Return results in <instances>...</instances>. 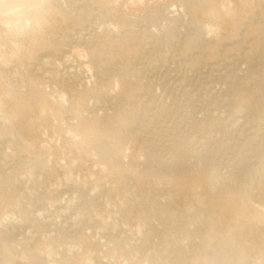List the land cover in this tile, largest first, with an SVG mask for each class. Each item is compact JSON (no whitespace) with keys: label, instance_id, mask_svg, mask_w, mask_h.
Returning <instances> with one entry per match:
<instances>
[{"label":"rangeland","instance_id":"374dc122","mask_svg":"<svg viewBox=\"0 0 264 264\" xmlns=\"http://www.w3.org/2000/svg\"><path fill=\"white\" fill-rule=\"evenodd\" d=\"M262 5L214 0L217 16L208 17L193 0H44L19 18L0 10V178L12 180L0 188V264H264L255 171L264 163V112L254 105L264 97L244 100L256 89L251 71L264 73ZM91 11L109 18L89 20ZM195 23L217 42L181 47ZM109 34L126 36L131 52L109 67L87 66ZM112 65L136 74L141 103L138 122L121 129L127 139L110 136L124 150L116 161L81 140L92 124L110 133L104 122L129 104L121 77L103 71ZM106 80L108 100L86 93ZM28 96L25 116L10 120L13 101ZM184 151L197 152L191 162L221 165V178L233 176L227 197L246 188L263 220L236 201L225 214L202 183L173 184L153 167V158ZM234 175L240 183L230 184ZM221 191L214 200L227 198Z\"/></svg>","mask_w":264,"mask_h":264},{"label":"bare ground","instance_id":"6f19581e","mask_svg":"<svg viewBox=\"0 0 264 264\" xmlns=\"http://www.w3.org/2000/svg\"><path fill=\"white\" fill-rule=\"evenodd\" d=\"M43 1L44 0H0V10H2V9L12 10L13 12L16 13V15L19 18V16L21 14H23L26 10H28L34 3H41ZM213 1L214 0H193V3H195L200 8V10L203 11V13L205 12L207 17H208L209 14H210V16H211V14H215L214 13L215 9L212 8ZM260 10H261V13L264 14V5H262V8ZM227 11H229V10H227ZM37 13L39 14L40 10H37ZM86 18L89 20H93L96 18L99 20H107L109 18V15H107V14L98 15L96 12L91 11V14L87 15ZM210 18H212V17H210ZM72 19L75 20V19H77V17H73ZM121 19H123V17H120L118 22L121 25H124L123 20H121ZM205 20H206V18H205ZM241 23H243V22H241ZM241 23H238L237 26L235 25L236 28L234 30L239 31L238 26H240ZM192 29H193V31L190 30V35H189L188 41L186 42V39H187L186 38L184 43L181 45V47H184L186 49H190V48H194L197 46L207 45V42L202 41L201 38H204V39L209 38L210 41L215 40V39L211 40V38L206 35L207 33L205 32L206 30L204 28H202V27L196 28V23L193 24ZM98 35L100 36L101 33ZM119 36L109 34L106 37H101L102 39L101 38L100 39L102 41H100V42H102V44L100 43L101 45L99 44L100 45L99 47H96L92 50V54H95V56L91 60V62H90L91 64L87 65V66L90 67L93 64H97L99 67H109L108 65L110 64V62H112V64H115L114 60L119 59L118 57H120L121 54L125 53V51L131 52L130 48H128L126 50H125V48H122V46L124 45V41H125L124 37H126V36H124V35H119ZM229 36H230V33H229ZM189 39H191L190 44H189ZM197 40L200 43L196 44ZM66 42H67V40L60 43L58 48H57V51L60 52L63 49V45ZM215 42H217V40H215ZM255 57H256L255 52L251 51L247 55L246 58L249 60V62H251V61H253V59ZM44 60L47 62L52 61L51 58H45ZM122 67L126 68V64L122 65ZM112 68H113V65L110 68L104 69L103 71L105 73L111 74L112 81H113L114 75H119L121 77L120 80L122 82V90L124 91L122 94L125 97H127V102L129 104L126 105L127 108L125 111L117 113L118 118H114V116H113L112 118L107 119L104 122V126L108 130H110V133L101 134V133H99V131L95 127H93V124H92V125H89L91 128L90 130H87V131L82 133L81 140H85L86 138H89V137L92 138V140L95 144L93 149L96 150L97 153L100 154L102 158H107L108 156H111V159L113 161H116V160H118V156H120V157L123 156L124 150H118L115 146H113L110 143V136H114L118 140L127 139L123 136V130H121V129L124 128V129L128 130L132 126H134L135 123L138 122L140 117H138L139 114L135 110L134 105H140L141 103H139V100L137 99V97L139 95V93H138L139 88L136 85V84H138V82H136L137 79H135L136 74L131 73V72L125 74V72L122 69H116V71L112 72V70H113ZM249 76L252 78L253 84L256 87V89H254L244 100L251 101L254 96H256V97L258 96L257 95V94H259L258 92H261L260 96L264 97V73L258 72V71H251ZM125 81H127V83ZM109 83H110V80L103 81L100 83L99 86H95L93 88L87 89L86 93L91 94L98 99L102 98L103 101H106V100H108V97L104 96V92L106 91L105 86H107ZM242 94H244V93L242 92L241 94H239L238 97H240ZM29 99H31V96H28L26 98H21L18 100H14L13 101L14 106L10 110L8 118H10V120H12V119H19V118L24 117L25 116V108H26L25 105ZM61 99L63 100V98H61ZM133 100L137 103L134 104ZM254 105L256 107V110L264 112V99L259 100V101L255 100ZM56 110L60 111L61 109L56 108ZM79 117H80V114L78 116H76V118H79ZM115 121H118V123L120 124L119 129L113 127V124ZM93 122L94 121H92V123ZM181 146H179V148H183ZM143 150H144V148H143ZM144 151H143V153H144ZM197 156H198L197 152L194 154L192 151H190V152L184 151L180 154L173 155L172 157H168V158L164 157V159L163 158H161V159L153 158L155 162L152 160L151 163L153 165V162H154L153 167L155 169H158L160 167L162 170H165L166 173H168L170 182L173 184H184L186 182H200V183H202V186L204 187V188L202 187V189H204V191L206 192L207 197L210 198L209 201L213 202L212 204L219 202L220 206L218 209L222 210L225 214H230V213L232 214V211L230 210L229 205H230L231 201H236L238 203L239 209L242 213L246 214L249 211L253 212L256 214V219H258V221H260L263 218L260 216V214L262 215L261 210L258 209L257 207H255L254 205L249 204V202L245 196V192H247L246 188L243 191L242 190L243 187L240 185H237V186H240V188L242 187L241 189L238 188L241 191L239 193L240 195L238 197L236 196L237 198H233V196H232V198L227 197V196H229V195H227V192H229V189L231 187V186H229V180L230 179L228 180V178L229 177L232 178L233 176H226V177L221 178L220 177L221 165H217V163H212L208 157L206 158V160L204 161L203 164H198V163H194V162L190 161V159L192 157H197ZM255 169H256L255 170L256 172H259L258 176L262 179V184H263L262 186H264V163L262 164L260 161L258 163V166ZM234 172H236V170ZM245 172H247V171H245ZM237 173L243 174L244 172H241L240 169H238ZM246 179H248L247 176H246ZM233 180L235 182H232ZM233 180L231 179L230 184H232V183L238 184L236 181L241 180V177L239 176L238 179H236L235 175H234ZM240 182L241 181H239V183ZM11 184H12V180L10 178H8V177L0 178V188L5 189L7 186H9ZM243 184H245V183H243ZM244 187H246V186H244ZM200 188H201V186H200ZM218 188L220 189V191L222 190L221 192H224V195L226 193L225 197H227V198L223 197L224 199L222 198V200H216V199L214 200V198H216V196H218L217 194H219V192H220ZM235 188H233V189H235ZM260 188H261V186H260ZM235 190H237V188ZM239 190H238V192H239ZM217 191H219V192L217 193ZM220 195L218 196L219 199H221ZM258 221H257V223H259ZM190 227L189 228L185 227V231L188 233H191ZM255 228L257 231L259 230L257 224H255ZM205 238L207 239V237H205ZM205 238H203V240H204L203 244H206L207 242H209ZM252 264H253V262H252Z\"/></svg>","mask_w":264,"mask_h":264}]
</instances>
